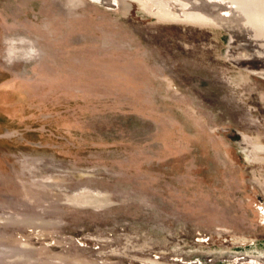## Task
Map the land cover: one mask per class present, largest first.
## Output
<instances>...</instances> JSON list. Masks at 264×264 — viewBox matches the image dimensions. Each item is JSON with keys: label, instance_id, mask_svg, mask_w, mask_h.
<instances>
[{"label": "rangeland", "instance_id": "374dc122", "mask_svg": "<svg viewBox=\"0 0 264 264\" xmlns=\"http://www.w3.org/2000/svg\"><path fill=\"white\" fill-rule=\"evenodd\" d=\"M261 20L0 0V264H264Z\"/></svg>", "mask_w": 264, "mask_h": 264}, {"label": "bare ground", "instance_id": "6f19581e", "mask_svg": "<svg viewBox=\"0 0 264 264\" xmlns=\"http://www.w3.org/2000/svg\"><path fill=\"white\" fill-rule=\"evenodd\" d=\"M179 5V4H178ZM254 6H256V5H254V3L252 4V8L254 7ZM182 7V6H181ZM178 8V7H177ZM189 9V8H188ZM184 10H185V8H184ZM253 12L254 13H256L257 12V9L255 10L254 8H253ZM177 15V14H176ZM173 16V15H172ZM172 16H170V17H172ZM174 16H175V14H174ZM178 16V15H177ZM254 17H257V15H253ZM179 17V16H178ZM182 17V16H181ZM181 17H179V18H181ZM182 19H187V20H200V21H202V20H210L209 18H207L206 16H204V15H201V16H188V13H186V16L185 17H182ZM261 22L262 23H264V20H261Z\"/></svg>", "mask_w": 264, "mask_h": 264}, {"label": "built area", "instance_id": "2783aa9c", "mask_svg": "<svg viewBox=\"0 0 264 264\" xmlns=\"http://www.w3.org/2000/svg\"><path fill=\"white\" fill-rule=\"evenodd\" d=\"M259 208H260V209H262V210L264 211V208H263V206H261V205H260V206H259Z\"/></svg>", "mask_w": 264, "mask_h": 264}]
</instances>
